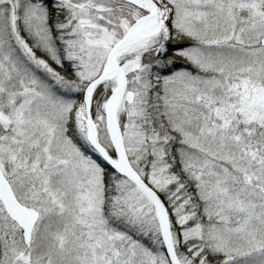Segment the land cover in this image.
<instances>
[{
	"label": "snow or ice",
	"instance_id": "obj_1",
	"mask_svg": "<svg viewBox=\"0 0 264 264\" xmlns=\"http://www.w3.org/2000/svg\"><path fill=\"white\" fill-rule=\"evenodd\" d=\"M0 264H264V0H0Z\"/></svg>",
	"mask_w": 264,
	"mask_h": 264
}]
</instances>
